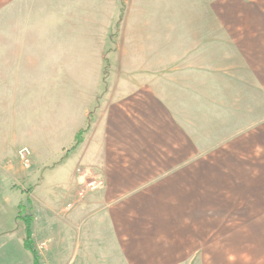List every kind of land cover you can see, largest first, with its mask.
<instances>
[{"label":"crops","instance_id":"crops-1","mask_svg":"<svg viewBox=\"0 0 264 264\" xmlns=\"http://www.w3.org/2000/svg\"><path fill=\"white\" fill-rule=\"evenodd\" d=\"M221 2L0 0V264H33L20 203L39 255L55 231L35 203L46 169L62 197L58 264H110V247L123 264L199 258L192 215L214 182L194 134L229 115L235 131L208 143L234 145L239 119L246 133L264 119V0L228 15ZM22 147L40 171L30 194Z\"/></svg>","mask_w":264,"mask_h":264},{"label":"rangeland","instance_id":"rangeland-1","mask_svg":"<svg viewBox=\"0 0 264 264\" xmlns=\"http://www.w3.org/2000/svg\"><path fill=\"white\" fill-rule=\"evenodd\" d=\"M231 1L222 0L223 15L229 14ZM230 122L229 115H223L222 120L208 119L203 129L206 135L198 131L194 134L200 149L209 152L202 155H207V167L201 169V175L214 183L208 185L207 196L201 199L200 214L192 215L195 225L191 238L199 246L189 248L188 252L194 250L192 255L199 258L191 264H264V119H256L254 128H249L247 133L239 119V135L234 145L231 142L219 145L218 141L210 145V139L218 140L220 134L226 138L231 130L235 131ZM81 130L85 133L87 127ZM219 147L223 151H219ZM54 154L51 151L45 158L54 157ZM236 156L239 160L235 159ZM29 168L32 174L23 188L30 194L40 180V171L34 164ZM58 187V169H46L41 186L36 188L35 203L39 217L41 213V219H45L55 231L49 240L42 238L45 245L40 254L42 259L38 254L41 264H58V204L62 203V197L58 199ZM70 203L68 196L63 198V209L70 210ZM49 208L54 209L57 218L48 217ZM107 255L110 264H123L118 262L111 247Z\"/></svg>","mask_w":264,"mask_h":264},{"label":"trees","instance_id":"trees-1","mask_svg":"<svg viewBox=\"0 0 264 264\" xmlns=\"http://www.w3.org/2000/svg\"><path fill=\"white\" fill-rule=\"evenodd\" d=\"M84 133V130H80L76 135H75V144L70 147L66 151V155L70 152H72L75 147L82 142V135ZM29 192V191H28ZM28 203H30L29 199L27 200ZM33 213H32V207L29 206L26 207L23 205V203H20L18 205V213L16 216V221L22 225L23 227V244L24 247L29 250L33 256V264H41L40 257L38 255V252L35 248L34 242H33V236H32V230H31V225L33 222Z\"/></svg>","mask_w":264,"mask_h":264},{"label":"built area","instance_id":"built-area-1","mask_svg":"<svg viewBox=\"0 0 264 264\" xmlns=\"http://www.w3.org/2000/svg\"><path fill=\"white\" fill-rule=\"evenodd\" d=\"M29 156H30V151L28 150L27 147H22L18 151V157L22 163L23 166L28 167L29 165Z\"/></svg>","mask_w":264,"mask_h":264}]
</instances>
